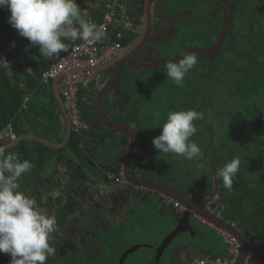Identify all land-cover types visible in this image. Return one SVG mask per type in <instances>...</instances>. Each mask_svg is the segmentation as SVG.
Masks as SVG:
<instances>
[{"label": "trees", "instance_id": "1", "mask_svg": "<svg viewBox=\"0 0 264 264\" xmlns=\"http://www.w3.org/2000/svg\"><path fill=\"white\" fill-rule=\"evenodd\" d=\"M130 3L133 23L134 25H140L142 23L144 0H130ZM212 8H214V5L202 8L200 0L192 1L191 9L195 11L196 16L191 18L188 23L183 24L182 31L176 34L179 36L174 37L173 41L170 42L171 56H174L185 47H208L217 40L223 22L216 21L213 23L210 20L211 23H206L200 17L205 10ZM238 12V18L234 22L228 38L224 41L218 61L208 60L210 62V67L206 72L208 81L206 86H202V88L206 89V97L205 95L201 98L198 97L199 99L196 102V111L198 112L222 113L225 105L239 106L243 102L246 104V100L255 91L259 93L262 103H264V23L261 19L264 14L256 11L254 3L246 1L240 3ZM9 16L10 11L0 7V57L5 58L9 62L8 68L0 67V131L11 125L17 137L30 133L47 138L55 143L63 142L67 134V121L54 94L52 82L48 85L44 84L42 75L46 69L56 63L80 40L78 39L74 43L67 42L69 47L66 52L53 58L45 59L40 55L39 46H32L27 38L20 36L15 31L9 23ZM101 17L102 14L96 20H100ZM137 37V33L126 31L123 39H121L124 50L128 49ZM182 38L186 40V43H180ZM115 40H118V31L112 29L107 34L104 42L111 43ZM26 46L28 48L21 53L22 59H20L15 52L17 49H22ZM196 56L202 58V55ZM239 59H243L245 62L242 67L234 64ZM113 69L103 70L102 73L106 79L111 75ZM137 70L139 68L126 65L116 84L114 91L125 92L130 100L127 108L123 111L124 115L121 112L114 113L112 119L114 121L125 122L131 116V119L135 121V125L139 124L137 114L135 112L131 113L129 109L130 104H135L134 99L139 102L145 101L148 106L145 109L148 110L154 109L153 106H156L154 101H152L154 97L165 103L168 101V98L161 100L155 93L147 92L148 89L144 91L143 86L146 85V81L142 83L139 80L135 84L133 78L129 77V73L137 72ZM217 78L222 82L223 92L216 88ZM225 89L226 92H224ZM86 93V90H81L79 100L82 115L91 126L89 130L81 133L73 130L68 144L62 148H54L37 139L27 138L18 145L7 149V152L17 153L21 160L27 159L33 164L31 172L24 174L18 183L20 184V190L35 199L42 211H46L45 213L56 217L57 224L52 234L54 239L50 243L55 248L56 240L58 241L57 232L66 229L86 206V201H83V199L77 197L78 194L74 193L75 189L78 193L83 192L78 184H84L88 180L97 184L106 181L104 174L100 172L99 164L103 162L112 164L121 156L117 144L118 139L112 141L109 139L116 138V134H112L111 130L99 126L95 100L91 105L87 106L84 100ZM229 98L234 100H229ZM169 102L171 103V100ZM111 105L112 101L109 96L104 102L106 114L110 112ZM183 105L184 108L182 110L187 111L188 107L185 108L186 103H183ZM173 108H178L177 104ZM173 108L170 106L166 111H174ZM205 116L203 114V118ZM211 121L212 124L208 123L206 131L198 133L199 135L196 137L197 145L201 147L203 154L200 158L192 161L193 165L189 175L186 172H181L178 175L179 172L175 170L177 177L183 176L175 187L182 190L186 195L191 196V191L195 184L199 188L202 187L199 181H203L202 172L205 170H199V168L206 164L207 170L210 172L209 175L207 173V184L205 183L207 187L201 192L200 204H204L208 196L214 194L216 190L212 182L209 181V176L212 177L216 167V160L222 154L225 157L222 164L229 162L233 157L238 158L237 150L239 146L236 145L235 140L232 138V132L223 134L224 131L216 130L214 120L212 119ZM205 123L207 124L206 120ZM122 134L125 135L126 133L121 132L118 136H123ZM89 138L95 139V142L106 140L105 143H102L109 145L104 146L102 143L91 144V142H87ZM141 140L143 144H140V153H142L137 155L135 162L143 165L134 164L133 173L139 174L142 166L145 165V177L150 178L153 171H155L158 174V180L170 185L168 176L171 174V169L169 168L170 172H167L165 171L166 169H163L164 166L159 169V165H149L148 163L151 161L148 156H150L152 148L145 143L144 136ZM11 141L9 140L0 145ZM210 162L214 163V167H211ZM51 166L55 167L52 174L49 173ZM195 167H198L197 172H195ZM254 168H249L247 160L243 161V163L240 162V170L231 190L225 189L222 180L218 179L219 202L213 204V207L218 209L216 212H220L223 218L237 226L245 238L249 240L250 249L257 256L264 252V178L262 177L264 174L258 175V177L246 174ZM158 171H165L168 174L164 175ZM66 174L68 175L67 178ZM57 175L61 178L60 181ZM196 175H198V181H195ZM183 179L187 181L186 186L182 188L180 183ZM57 188L60 189V193L57 197H54L53 192ZM101 245L99 243L97 247L95 243L89 241V245L81 247L77 255L80 256V252L89 254L93 250H99ZM111 245L114 247L116 244L113 243ZM215 253L217 254L214 255H221L226 252L218 253L215 251ZM60 254L61 251L57 250L55 256L49 257L46 264H60ZM10 261V254L0 253V264H10ZM86 263L82 260L71 261L69 259L64 264Z\"/></svg>", "mask_w": 264, "mask_h": 264}, {"label": "clouds", "instance_id": "2", "mask_svg": "<svg viewBox=\"0 0 264 264\" xmlns=\"http://www.w3.org/2000/svg\"><path fill=\"white\" fill-rule=\"evenodd\" d=\"M0 7L10 11L9 23L30 44L38 45L45 59L66 52L69 41L106 38L102 27L84 18L86 10L77 0H0ZM0 62V67H9L5 58L0 57ZM197 62L195 55L185 53L178 62L166 64V76L183 87L185 76ZM202 118L203 114L194 109L170 111L159 126L160 134L152 140L154 148L188 161L200 158L202 149L191 137L197 132L194 121ZM32 168L29 160H21L17 153L7 152V145H0V253L10 254V264H46L57 251L50 244L56 217L42 211L35 199L20 190L18 181ZM239 170L240 160L233 157L216 169L215 176L222 180L225 189L231 190Z\"/></svg>", "mask_w": 264, "mask_h": 264}, {"label": "rangeland", "instance_id": "3", "mask_svg": "<svg viewBox=\"0 0 264 264\" xmlns=\"http://www.w3.org/2000/svg\"><path fill=\"white\" fill-rule=\"evenodd\" d=\"M263 9H259V12H261ZM258 11V10H257ZM262 22L264 23V15L261 18ZM261 22V23H262ZM263 26V25H261ZM179 35H176L174 37H177ZM152 41L149 42L148 46H151ZM181 44L186 43V40L182 38L180 40ZM170 47L168 43H161L160 50H158L157 56L160 58H169L171 57L170 53ZM196 56V55H195ZM197 57V64L196 66L188 72V74L184 78V84L183 87H179L175 84V82L171 79H168L165 73V67L158 68V69H149L146 67H140L139 70H137V75L133 77V80L135 81V84H137V81L141 80V82H147L145 86H143V90L148 89L147 92L151 91L152 93H155L161 100L168 98V100H171L170 106L173 108L176 106L178 108H173L175 110H182L184 108L183 103H186L185 108L187 110L193 109L197 110V99H199V94L201 87L198 86L200 82H197L198 79V71L200 72L207 71L209 68V62L208 60H205L203 57L199 58ZM145 61V60H143ZM147 61H145L146 63ZM178 62V61H177ZM245 62L243 59H239L238 61H235L234 64L243 66ZM208 67H205V66ZM197 71L195 72V70ZM223 71V70H220ZM217 77V74H216ZM208 79L205 77H200ZM192 79V83H188V80ZM218 80V78H217ZM217 82H221L220 79ZM203 83V82H202ZM152 86V87H151ZM222 86H218L217 89L219 91H222ZM187 89H189L188 93L186 94ZM93 99H96L97 92L93 91ZM223 92V91H222ZM226 92V89L224 90ZM184 95V96H183ZM113 96H120L119 94H113ZM186 96L191 97V102L186 99ZM173 99L175 100L173 102ZM231 98H229L230 100ZM243 99V97H242ZM262 98H260L259 93L257 91L253 92L251 96L246 100V104L244 102L240 103L239 106H228L225 105L224 111L221 112H201L202 114L206 113V116L202 118L201 120L194 121V124L197 127V132L191 137V140L195 143L196 137H198V133L205 132L208 123L212 124V119L214 120L215 128L216 130L220 129L221 132L224 133H231L233 134V139L235 140V143L237 146H239L237 152H238V159L241 163L243 161H248L249 168L255 167L252 171L249 170L248 175L250 176H261L264 174V103H262ZM184 100V101H183ZM234 100V99H231ZM154 104L157 107H160L162 105V101H159L157 98L154 97ZM173 103V104H172ZM194 106H193V104ZM232 103V102H231ZM183 106V107H182ZM143 107H146V105H143ZM237 112V114H235ZM205 120L207 124L205 123ZM235 137V138H234ZM104 146H108L109 144H103ZM199 146V145H198ZM207 150V149H206ZM139 151V155H140ZM153 154V150L150 155ZM160 154L161 157H159L161 160L158 161V159H154L152 161V165H159V169H166L165 171L170 172L171 168L172 170H178L179 172L183 173H189L191 171V166L193 164L191 161L185 160L183 157H178L175 154L172 153H163L159 152L158 150H155L153 155ZM139 157V156H138ZM153 157V156H152ZM221 158L224 160L225 157L222 155ZM192 161H195L192 160ZM211 163V162H210ZM214 163H211V167H214ZM195 172H197L198 167H195ZM205 170L202 172L203 181H206L205 173L209 174V170H207L206 164L199 168V170ZM154 177L158 174L153 171ZM264 178V176H262ZM183 178V176L181 177ZM259 179V178H257ZM195 181H198V175L195 177ZM212 184H215V180L213 178ZM218 185V184H217ZM219 186V185H218ZM60 190L59 188L54 189ZM197 191L192 192V194L196 193ZM220 193V192H219ZM199 194V193H198ZM197 194V195H198ZM219 195V194H218ZM46 212V211H45ZM154 218L158 221L156 222L154 231H151L148 229L147 233L143 226H141L140 223L134 224V232L137 231V236L134 237L135 241L133 244H140L139 246H136L133 248V250L127 253L130 249L126 247L128 245V242L125 244L121 240H117L114 238V236H111V240L113 242L115 241H121V244L118 248L114 245V248L112 245L108 246L106 244L105 251H110V248L113 250V253L108 255L105 253H100L96 257L89 258V261L91 259L94 260V263L99 264H163V262L167 259L168 255L167 253L175 246L178 245H185L189 243H197L201 245L202 247L208 245L209 241L210 244H213L214 247H217L218 249H224L226 247V243L222 241V237L220 234H218L216 231L211 230L207 228L204 224L199 223L198 227H196V230L199 232L198 236H195L193 232L189 231H182L178 233L172 240H170L166 245H164L159 253L153 258V251L149 247V245L152 246H159L163 242V240L171 233L173 232L179 225V221L176 215V212L166 211L165 213H161L160 211L154 213ZM133 232V233H134ZM146 233V235H145ZM200 235L203 236H211V239H200ZM67 239H69L67 237ZM123 240V239H122ZM52 241V237L50 239V243ZM71 243L73 244V248L76 246V240L75 238H71ZM130 242V241H129ZM108 244V243H107ZM99 246V245H98ZM97 246V247H98ZM118 253V254H116ZM125 254V256L123 255ZM227 254V252L225 253ZM223 254V255H225ZM87 255L90 256L87 253L82 252V255L79 257H71L70 260H82L84 263L87 261ZM81 258V259H80ZM86 264H92V263H86Z\"/></svg>", "mask_w": 264, "mask_h": 264}, {"label": "water", "instance_id": "4", "mask_svg": "<svg viewBox=\"0 0 264 264\" xmlns=\"http://www.w3.org/2000/svg\"><path fill=\"white\" fill-rule=\"evenodd\" d=\"M225 1V0H224ZM228 1V0H226ZM155 0H144V9H143V16H142V23L141 29L138 34L137 39L135 42L126 50L122 52V54L114 59L113 61L107 63L106 65L100 66L97 68L98 71H103L109 68H114L111 75L108 77L107 81L105 82L104 86L97 92V97L95 101V108L98 116V123L99 126L107 128L111 130L112 134H120L121 132L126 133L129 136V144L127 150L123 151L124 149V138L123 136H118V147L119 151L121 152V156L116 159V161L112 164L110 163H100V172L104 174L105 180H111L109 176L111 174H117L121 170L124 172L125 178L129 181V183L133 186L150 190L152 192H157L162 196H165L173 201H177L185 207V212L182 215V218L179 219L178 227L171 232L161 243V245L156 249L152 248L153 252L160 251L161 248L166 245L170 240H172L178 233L182 231H193V228L190 223V217L192 214H195L209 225L213 226L216 229L222 230L231 236H233L239 243V253L237 260L234 264H264V252L260 255H250V244L249 241L245 238L243 233L237 228V226L227 221L223 218L220 214L215 213L211 209L208 208L207 204L201 205L192 197L186 195L180 189L172 185H167L163 182L148 179L141 176L134 175L132 172V166L136 159L137 154L140 151V131L139 129L131 122H118L112 121L108 118L106 112L104 111V102L107 97L113 94L121 95L123 92H115L114 89L116 84L122 74V71L126 65L136 66V68L146 67L149 69H158L165 67L169 61L177 62L179 59L183 58L185 53L193 54V55H202L204 59H213L214 61L217 59L221 48L226 40L227 36L229 35V31L232 25V16H229L225 20L224 27L218 36L217 40L208 47H201V46H189L181 49L177 54L171 56L169 58H160V57H149L148 61L138 63L133 61L132 59L136 56L142 55V50L146 46V43L152 33V12ZM233 5L231 6V12L233 13ZM63 75H59L52 81V87L54 94L62 108L63 114L67 121V134L63 142L55 143L50 141L47 138H43L37 136L35 134L25 133L21 136H18L15 140L3 144L7 145L8 148H12L18 145L24 139H37L44 144L54 147V148H62L66 146L71 138L73 133L72 122L68 113V110L65 106L64 98L60 92V80ZM125 93V92H124ZM126 94V93H125ZM126 115V114H125ZM130 125L134 126L132 128ZM125 134V135H126ZM110 141L114 140L109 138ZM105 143L106 140H100L97 143ZM102 143V144H103ZM113 155V154H112ZM107 180V181H108ZM215 180V187L217 188L214 195L218 192V178H216L214 174ZM94 183L93 181H87L86 183L81 185L82 190L87 188L88 185ZM156 253H153V258L156 256Z\"/></svg>", "mask_w": 264, "mask_h": 264}, {"label": "crops", "instance_id": "5", "mask_svg": "<svg viewBox=\"0 0 264 264\" xmlns=\"http://www.w3.org/2000/svg\"><path fill=\"white\" fill-rule=\"evenodd\" d=\"M77 2L81 6L82 10H86V15L84 18L92 22L101 16V14H102L106 4L109 2V0H77ZM15 31L18 33V31L16 29H15ZM32 46L37 47L38 45H32ZM27 48H28V46H26L22 49H17L15 52L16 56L19 55L20 59H22L21 53H23ZM62 53H64V52H61L60 54H62ZM136 75H137V72H134V71L129 73V77H132V78L135 77ZM86 92L87 93L84 96V100L88 106L89 104L91 105L94 102V100L96 101V99H93V93H94L93 91H91V92L86 91ZM126 101H129L128 97L126 98ZM134 101H135L134 102L135 104L134 105L130 104L129 109H130L131 113L135 112L137 114V116H138L137 121H139V124L135 125V121L131 119V116H130V119L127 120V122L133 123L139 129L140 135L142 136V138L144 136V139L146 141L145 143L147 145H149L150 148H152L153 154H154L156 149L154 148L152 140L154 137H156L160 134L161 128L159 126H161L165 122L167 115L170 112V111H168V112L166 111L168 108H170V102H169V100L166 103L162 101V105L160 107L153 106L154 109L148 110V109H145L146 107H148L146 105L147 103H145V101L142 100L141 102H139L136 99H134ZM143 105H146V107H143ZM120 106H122V104H120ZM110 112L112 113L111 109H110ZM123 138H124L123 139L124 140L123 151L124 150L126 151L128 148V144H129L130 139H129V136L127 134L125 136H123ZM90 140H92L93 142ZM87 142H89V143L91 142V144L97 145L98 141L95 142V139L89 138ZM153 154L148 156V159H150V161H151L148 163L149 165H152V161L156 158L158 160H161L159 158V157H161L160 154H157V155H153ZM148 159H146V160H148ZM190 164H192V163H190ZM191 168H192V166H191ZM54 170H55V167L51 166V168L49 169V173H51V174L54 173ZM176 171H178V170H176ZM214 173H215V170L213 171L212 177L209 176L210 182H212V180L214 178ZM180 174H181V172L178 173V175H180ZM205 174H206L205 177L207 179L209 174L208 175H207V173H205ZM176 175L177 174L175 173V170L171 169V174H169L168 178H169L170 183H171L170 185H172L174 187L177 184V182H179V179H181L180 176L177 177ZM188 175H189V173H188ZM65 176H66V178L68 177L67 174ZM57 177L59 178V175H57ZM58 180L60 181L61 178H59ZM107 180L103 181L99 184L92 183V184L88 185L86 189L84 188L83 192H80V193L76 192V189H75L74 193L78 194L77 197H80L81 199H83V201H86L85 207H86V210H88V211L90 210L89 211L90 214L95 213V212H100L103 215L102 218L97 219V220H93L94 221L93 224L95 225L94 228L96 229V230H92L94 232L93 235H95V237H98L100 235L99 230L103 229L105 233H107V234L111 233L112 234L111 236H114L115 239L121 240L125 244L128 242V245H126V247L131 248V249L125 254L130 253L134 247L140 245V244H133L135 241L134 237L137 236V234H136L137 231L134 232V229H133L134 224L140 223L141 226L143 224V227L145 228L146 233H147L148 229H150L151 231H154L153 228L155 229L156 222H158L154 218L155 211L156 212L160 211L161 213H165L166 211H171L172 214H173V212H176L178 221H179V219L182 218V215L185 212V207L183 209H180L178 207H174L173 203L171 202V199H169L165 196H162L161 194H159L157 192H152V191L147 190V189L143 190V188H139L136 186L134 187L131 185H129V186L123 185L124 187H126V188H123L122 186H120L122 184L114 183L113 180H111V181L110 180L107 181ZM186 181H187L186 179H183V181H181V183H180V187H182V188L185 187ZM199 182H201L200 186H203L205 183L207 184V181L200 180ZM78 185L81 186L82 184H78ZM203 189H202V187L199 188L198 185L195 184L191 192H194V191L200 192V191H203ZM67 194H68V196H70L69 193H67ZM101 209H102V211H101ZM217 210H218L217 208H214L215 212ZM216 213L220 214V212H216ZM190 223H191V226L193 228V231H189V232H193L195 234V236H198V234H199V232L196 230V227H198L199 223H202L207 228L214 230L218 234H220V236L222 237V241H224L223 236L219 230H216V228L209 225L207 222H205L204 220H202L201 218H199L195 214L191 215ZM146 233H145V235H146ZM107 238H110V237H107ZM200 239L201 240L211 239V236L200 235ZM121 241H120V243H119V241H115L116 248L119 247V245L121 244ZM225 243H226V247L224 249H218L217 247H214L213 244H210V241H209L208 245H206L204 247H202L201 245H199L197 243L178 245V246L173 247L170 250V251H172V252H170L171 253V255H170L171 259L170 260H172L173 263L179 264L180 261L185 259V257H189V256L195 257V256H203V255H214V254H217V253H215V251H217L218 253L219 252L224 253V252L228 251V243L227 242H225ZM101 244H106L108 246L111 245V244H107L105 242H102ZM106 245L100 246L99 250H93L91 253H89V255L97 258V255L100 253H105L108 255L112 254L113 250L111 248H110V251H108V252L105 251ZM159 246L154 247L152 245H149L151 250H152V248L157 249ZM158 252L157 251L155 252V250H154L153 253H156L155 255H157ZM116 254H118V253H116ZM125 254L123 253L124 256H125ZM221 255H223V254H221Z\"/></svg>", "mask_w": 264, "mask_h": 264}, {"label": "flooded vegetation", "instance_id": "6", "mask_svg": "<svg viewBox=\"0 0 264 264\" xmlns=\"http://www.w3.org/2000/svg\"><path fill=\"white\" fill-rule=\"evenodd\" d=\"M192 1L193 0H155L154 6H153V12H152V20H153L152 21L153 22L152 23V33H151V35H150V37L146 43V46L142 50V55L136 56L132 60L135 62H138V63H142V62L148 61L149 57H152V56L153 57H159V56H157V54H158L157 51L160 50L161 43L165 42V43H168L170 45V42L173 41L174 36L179 31H182L183 24L188 23L191 18L196 16L194 13L195 11L191 9ZM196 1H198V0H196ZM242 1L254 3L256 11L257 10L259 11V9H263L259 13L264 14V0H228V1H226V0L225 1L224 0H200L202 8L203 7L208 8V7H211L212 5H214V8L205 10L200 15V17H202L206 23H211V21L213 23L216 21L223 22V26H222L219 34H218V36H219L223 27H224L225 20L229 16H232V25H231L230 31L232 30V28L234 26V22L238 18V14H239L238 8H239V5ZM232 5L234 7L233 13L231 12V6ZM227 38H228V36H227ZM150 41H152V44L150 43L151 46H148ZM219 56H220V53L216 59V62L218 61ZM143 60H145V61H143ZM205 60L210 61L211 59H205ZM209 61H207V62H209ZM134 67H136V66H134ZM205 67H208V66H205ZM209 67H210V62H209ZM206 72L207 71L200 72V70H199L197 73L198 74L197 82H200L198 84L199 87H201L203 85L206 86L208 79L204 78V80H202L203 78H201V80H200V77H205V76L207 77ZM192 82H193L192 79L188 80V83H192ZM219 85L222 86V82L221 83L216 82V88ZM188 91H189V89H187L186 94L188 93ZM205 93H206V89H204V87L203 88L201 87L199 98L204 96ZM127 97L128 96L124 92L120 96L111 95L112 105H111L110 109L112 110V113L111 112L107 113V116L110 120L113 119L115 112L116 113L121 112V114H123V111H125V108H127L128 104H129V101H126ZM205 97H206V95H205ZM128 99H129V97H128ZM186 99L188 101H190L191 97L186 96ZM120 104H122V106H120ZM112 121H114V120H112ZM118 122H122V121H118ZM125 122H127V121H125ZM122 135H124V134H122ZM119 136H121V135H119ZM111 137H112V135H111ZM117 137L112 138V139H118L119 137L118 138ZM141 139H142V136L140 135V141H141L140 144L142 145L143 143H142ZM221 156L215 162L216 163V167L214 168L215 171L223 163V159L221 158ZM135 161H136V159H135ZM135 161H134L133 165L138 164ZM158 161H160V160H158ZM138 165H143V164H138ZM144 169H145V165L142 166V169H141L139 174H134V173L133 174L147 178V177H145L146 174H145ZM121 171L123 172V170H121ZM133 171L134 170H133V166H132V172ZM158 172H160V171H158ZM160 173H163L165 175L167 172L165 173V171H162ZM148 179H154V180L160 181V180H158V176L154 177V175H152ZM125 180L127 181V183L120 185L123 188H126V187H124L125 185H128V186L131 185L126 178H125ZM114 183H116V182H114ZM117 184H119V183H117ZM131 186H133V185H131ZM213 186H215V184ZM206 187L207 186L204 184L202 186V189L203 188L205 189ZM216 190H217V188H216ZM216 190L214 191V194H215ZM201 192L202 191H200V192L197 191L195 194L194 193L192 194V192H191V196H190L193 199H195L199 204H200L199 201H201V198H202ZM214 194L208 196L206 202L204 203V204H207L208 208L211 209L212 211H214L213 204H217L219 202L217 194L216 195H214ZM204 204H201V205H204ZM89 211L86 210V207H85L82 212L78 213V215L66 227V229H63V230L57 232L58 241L56 240L55 245H56V249L61 251V254L59 256L60 264L66 263L71 257H73V258L79 257L77 255V252L80 250L81 247L83 248L85 246H88L89 241L95 243L96 246H98L99 243H102V242H105L108 244L115 243L111 240L112 234L111 233H108V234L105 233L103 229L99 230L100 235L99 236L97 235L98 237H95V235H93L94 232L92 230H96L94 228L95 225L93 224V222H94L93 220L100 219V218H102L103 215L100 212H95V213L90 214ZM101 211H102V209H101ZM142 226H143V224H142ZM67 237L69 239H67ZM107 237H110V238H107ZM71 238L72 239L75 238V240H76V246L74 248H73V244L70 241ZM52 239H54L53 235H52ZM170 252H172V251H169L167 253L168 257L163 262V264H177V263H173L172 260H170L171 259L170 258V255H171ZM79 255H82V253L80 252ZM87 257H88L87 261L89 263L94 264V262H95L94 260L91 261V259H90V261H89V258H91V256L87 255ZM192 258H193L192 256L185 257L186 260L183 259L182 261H180L179 264H187V262ZM150 264H151V262H150Z\"/></svg>", "mask_w": 264, "mask_h": 264}, {"label": "built area", "instance_id": "7", "mask_svg": "<svg viewBox=\"0 0 264 264\" xmlns=\"http://www.w3.org/2000/svg\"><path fill=\"white\" fill-rule=\"evenodd\" d=\"M98 27H102L106 34L110 30L118 31V40L105 43L104 40L82 41L76 43L56 63L43 72L42 82L50 84L54 78L63 75L60 80V92L64 98L68 110L72 128L81 133L90 129V124L84 119L79 100L81 90L99 91L107 80L105 75L97 68L119 57L124 51L121 39L126 31L139 34L140 25H134L131 15L130 0H109L106 4L100 20L92 21ZM17 138L11 125L0 131V144ZM109 178L116 183H127L124 173L111 174ZM59 195V190L53 192V196ZM172 202V200H171ZM175 207L184 208L179 202H174ZM223 239L228 243V251L225 255H203L190 259L187 264H234L239 253V243L230 234L221 231ZM253 255L250 250L249 257Z\"/></svg>", "mask_w": 264, "mask_h": 264}]
</instances>
